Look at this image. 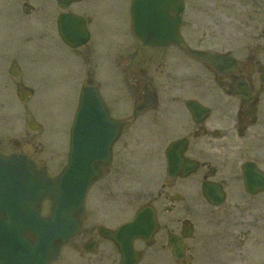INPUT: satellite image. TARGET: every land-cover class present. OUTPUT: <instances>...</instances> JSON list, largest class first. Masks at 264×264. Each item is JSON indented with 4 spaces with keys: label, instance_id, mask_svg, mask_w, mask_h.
I'll list each match as a JSON object with an SVG mask.
<instances>
[{
    "label": "flooded vegetation",
    "instance_id": "obj_1",
    "mask_svg": "<svg viewBox=\"0 0 264 264\" xmlns=\"http://www.w3.org/2000/svg\"><path fill=\"white\" fill-rule=\"evenodd\" d=\"M160 1L159 20L165 29L177 26L179 41L158 50L131 34L134 0H0V74L25 88L7 22L40 16L25 27L49 45L60 41L81 87L89 81L122 123L110 164L87 193L103 184L92 206L85 204L80 234L51 264H125L103 233L139 214L148 231L151 219L155 228L132 241L131 264H264V0H182L177 19L171 1ZM67 15L78 17L73 28L83 24L88 32L84 45L62 42ZM237 26L248 35L240 55L237 40L225 39ZM146 127L149 139H142L138 131ZM175 141L194 170L181 164L168 171L166 148ZM140 145H164V168L134 189L135 202L115 206L123 177L143 174L134 164Z\"/></svg>",
    "mask_w": 264,
    "mask_h": 264
},
{
    "label": "water",
    "instance_id": "obj_2",
    "mask_svg": "<svg viewBox=\"0 0 264 264\" xmlns=\"http://www.w3.org/2000/svg\"><path fill=\"white\" fill-rule=\"evenodd\" d=\"M155 1L158 3L154 4ZM170 1L177 19L181 0ZM161 2L134 0L132 30L142 46L160 49L178 40L177 26L165 29L159 20ZM62 19L64 41L72 46L82 44L86 34L78 33V38H74L70 34L72 19L67 16ZM20 99L25 100V94ZM120 126L109 118L96 92L86 88L71 130L67 164L55 178L37 169L25 155L0 152V264H50L62 246L80 233L87 190L108 165L110 147ZM177 145L172 143L166 152L169 169L177 168L182 162L175 150ZM183 165L186 172L195 167L194 163ZM44 200L49 201L46 216L41 215ZM146 222L145 216L139 214L116 231L103 233L116 244L125 264L136 260L133 239L145 237L154 230L153 219L149 231L145 228Z\"/></svg>",
    "mask_w": 264,
    "mask_h": 264
},
{
    "label": "rangeland",
    "instance_id": "obj_3",
    "mask_svg": "<svg viewBox=\"0 0 264 264\" xmlns=\"http://www.w3.org/2000/svg\"><path fill=\"white\" fill-rule=\"evenodd\" d=\"M27 18L33 19V21L35 19V23L41 21V17L37 15L24 17L26 20ZM25 21L18 23L13 19L12 27H10V38L13 41L12 57L17 59V63L23 71L19 77L23 85L31 88L34 84L37 89L35 90L33 87L35 94L33 92L34 95H31L26 103H23L18 99L15 84L9 83V75L0 74V150L6 153L30 150L32 152L30 158L38 167L46 171L48 175L54 176L66 162L68 129L74 106L73 90L77 89L76 86L81 83V79L77 80L65 72L67 64L64 66V62L61 63L59 59V51L63 49L58 40H55L50 48L37 43L41 38L36 35L35 31L30 30L32 28L25 27ZM3 24L4 22L0 21V26ZM29 35L34 39L25 40ZM225 39L234 43L237 40V55H240L245 45L248 44V35L241 31L239 26L235 31H231V34L227 35ZM107 93L109 94V89ZM29 120L35 121L42 129H29L27 127ZM140 129L138 135H141L142 139H149L147 127ZM153 148L156 149L155 155L157 156L150 155L148 157L149 155L146 154ZM163 148L164 145L155 147L140 145L134 158V164L139 163L140 170L142 172L145 170V173L123 177L118 189L120 193H124L121 195L119 193L118 197L112 199L115 206L121 202H135L134 189L159 176L158 172L163 166ZM144 149L146 154L142 153ZM96 186L90 190L86 199L88 208L92 206ZM42 213H47V202L43 204Z\"/></svg>",
    "mask_w": 264,
    "mask_h": 264
}]
</instances>
